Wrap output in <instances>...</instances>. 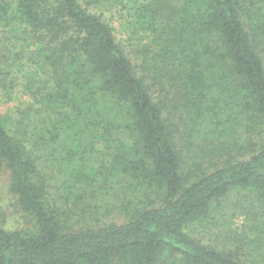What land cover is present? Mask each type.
I'll return each instance as SVG.
<instances>
[{
  "label": "trees",
  "instance_id": "obj_1",
  "mask_svg": "<svg viewBox=\"0 0 264 264\" xmlns=\"http://www.w3.org/2000/svg\"><path fill=\"white\" fill-rule=\"evenodd\" d=\"M115 23L137 35L139 65ZM259 38L264 0H0L2 86L36 72L31 104L0 99V166L25 222L0 224V264H264L192 234L235 190L256 197L248 227L264 231Z\"/></svg>",
  "mask_w": 264,
  "mask_h": 264
},
{
  "label": "rangeland",
  "instance_id": "obj_2",
  "mask_svg": "<svg viewBox=\"0 0 264 264\" xmlns=\"http://www.w3.org/2000/svg\"><path fill=\"white\" fill-rule=\"evenodd\" d=\"M118 20V16L116 18ZM247 20L246 17H244ZM113 25V24H112ZM115 23L114 26H116ZM116 30V36L120 44L123 46L124 51L126 52L129 59L135 64L139 65L141 57L139 54L141 47H139V43L137 42V35L133 34L130 31H123V29L117 25L114 27ZM260 42L257 43V51L261 55L264 61V39L259 38ZM20 44H17V46ZM15 47V46H13ZM29 50L21 49L20 51V59L17 61L18 65H22L27 63L26 61ZM138 56L140 58H138ZM34 70V69H33ZM32 69H25L22 65V68L18 67L17 71L12 73L9 76V85L5 88L2 86V78L0 79V99H6L9 102V105L14 106L16 108L24 107L29 103L31 104L32 99H30L29 92L25 90V81L27 79L28 82H34L33 75L35 76L36 72H33ZM44 82V81H43ZM42 82V83H43ZM38 83V82H37ZM38 83V84H42ZM160 85V84H159ZM157 85V86H159ZM3 89L6 91V98L3 94ZM7 90H11L13 93L10 97ZM160 95L167 96L169 100V104L172 101V91L168 86H165L160 90ZM17 112V110H14ZM173 121H175L176 125L181 127L183 124L178 120L176 116H174ZM180 135L182 137H180ZM252 135H243V138L246 142H251ZM251 138L248 140L247 138ZM188 139L179 133L178 136V147L181 153V159L187 160L189 159V164H193V159L190 157L189 150L194 151V147H190L191 144L188 145ZM206 159V158H205ZM202 161V160H201ZM64 169H66V162L64 161ZM41 171L49 177L48 168H44L41 166ZM8 183V172L7 169L0 166V224L7 229H17L24 226V220L21 216V210L15 202V198L13 195L9 193L7 190ZM256 197L249 191L240 190V191H231L227 195L222 196L215 200V208L211 213L208 220L204 225L196 226V228H192V234L198 240L203 243H209L215 248L223 250H230L233 248L243 247V250L246 251V254L252 250L254 253L264 256V247L261 248V242H264V231L257 232L255 234L254 230L249 228L250 223H253L250 218L254 220H259L260 209L256 202ZM94 200V199H93ZM99 208V207H96ZM92 211L94 207L91 208ZM236 211V212H235ZM87 216V213H84ZM99 214V213H98ZM99 217H106V214H99ZM116 216L115 214L111 217ZM252 231L254 236H250L249 232ZM244 232V235H243ZM245 233L247 234L245 236ZM237 235H241L240 238ZM259 236V237H258ZM233 238V239H232ZM239 241V242H238ZM241 244V245H240ZM264 245V243H263Z\"/></svg>",
  "mask_w": 264,
  "mask_h": 264
}]
</instances>
